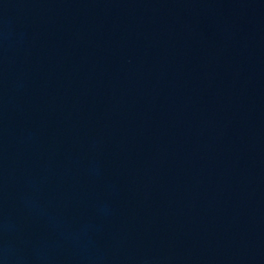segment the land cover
<instances>
[{
    "label": "water",
    "instance_id": "obj_1",
    "mask_svg": "<svg viewBox=\"0 0 264 264\" xmlns=\"http://www.w3.org/2000/svg\"><path fill=\"white\" fill-rule=\"evenodd\" d=\"M0 264H264V0H0Z\"/></svg>",
    "mask_w": 264,
    "mask_h": 264
}]
</instances>
